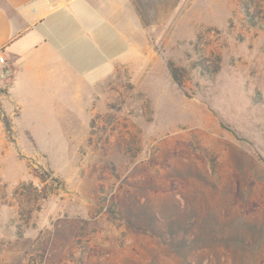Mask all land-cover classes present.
<instances>
[{"label": "rangeland", "instance_id": "obj_1", "mask_svg": "<svg viewBox=\"0 0 264 264\" xmlns=\"http://www.w3.org/2000/svg\"><path fill=\"white\" fill-rule=\"evenodd\" d=\"M134 1L77 87L0 90V264H264V0Z\"/></svg>", "mask_w": 264, "mask_h": 264}, {"label": "crops", "instance_id": "obj_2", "mask_svg": "<svg viewBox=\"0 0 264 264\" xmlns=\"http://www.w3.org/2000/svg\"><path fill=\"white\" fill-rule=\"evenodd\" d=\"M141 28L134 0H0V90L20 106L27 87L49 90L53 79L59 90L77 87L79 47L102 53L110 29L124 30L118 37L133 46ZM4 68L8 74L1 76Z\"/></svg>", "mask_w": 264, "mask_h": 264}, {"label": "trees", "instance_id": "obj_3", "mask_svg": "<svg viewBox=\"0 0 264 264\" xmlns=\"http://www.w3.org/2000/svg\"><path fill=\"white\" fill-rule=\"evenodd\" d=\"M170 71H171V75L174 79V81L181 87L183 88L184 86V79H185V75L183 73H185V69H182L180 67L175 66L174 64H170ZM41 180L44 182L46 181L45 177H40ZM57 181V180H56ZM38 192V190H36ZM42 199H45V196L41 197Z\"/></svg>", "mask_w": 264, "mask_h": 264}, {"label": "built area", "instance_id": "obj_4", "mask_svg": "<svg viewBox=\"0 0 264 264\" xmlns=\"http://www.w3.org/2000/svg\"><path fill=\"white\" fill-rule=\"evenodd\" d=\"M0 63H5V59L3 57V55H0ZM8 74V71L6 70V68H4L1 72V76H5Z\"/></svg>", "mask_w": 264, "mask_h": 264}]
</instances>
